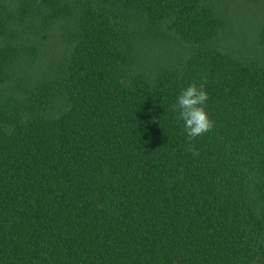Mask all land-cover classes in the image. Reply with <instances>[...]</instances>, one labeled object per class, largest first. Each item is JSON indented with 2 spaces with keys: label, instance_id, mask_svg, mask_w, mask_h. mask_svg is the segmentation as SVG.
I'll list each match as a JSON object with an SVG mask.
<instances>
[{
  "label": "trees",
  "instance_id": "obj_1",
  "mask_svg": "<svg viewBox=\"0 0 264 264\" xmlns=\"http://www.w3.org/2000/svg\"><path fill=\"white\" fill-rule=\"evenodd\" d=\"M0 264H264V0H0Z\"/></svg>",
  "mask_w": 264,
  "mask_h": 264
},
{
  "label": "clouds",
  "instance_id": "obj_2",
  "mask_svg": "<svg viewBox=\"0 0 264 264\" xmlns=\"http://www.w3.org/2000/svg\"><path fill=\"white\" fill-rule=\"evenodd\" d=\"M205 84L206 81L199 85L193 82L188 87L183 88L176 103L172 105L173 111L178 113L177 119L183 121L184 132L189 145L186 151L191 152L193 156L199 155V151L193 142L197 137L211 131L215 125L205 107L209 99Z\"/></svg>",
  "mask_w": 264,
  "mask_h": 264
}]
</instances>
